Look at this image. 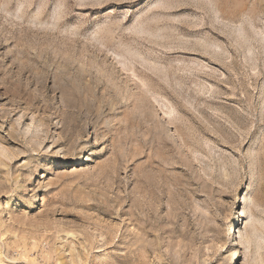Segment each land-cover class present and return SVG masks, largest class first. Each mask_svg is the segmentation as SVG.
<instances>
[{
    "label": "rangeland",
    "instance_id": "374dc122",
    "mask_svg": "<svg viewBox=\"0 0 264 264\" xmlns=\"http://www.w3.org/2000/svg\"><path fill=\"white\" fill-rule=\"evenodd\" d=\"M229 226L264 264V0H0V264H227Z\"/></svg>",
    "mask_w": 264,
    "mask_h": 264
},
{
    "label": "bare ground",
    "instance_id": "6f19581e",
    "mask_svg": "<svg viewBox=\"0 0 264 264\" xmlns=\"http://www.w3.org/2000/svg\"><path fill=\"white\" fill-rule=\"evenodd\" d=\"M86 152V149L84 150ZM84 152H80L78 155H76L73 158V161L71 164H79L82 159L85 158ZM237 218V217H235ZM227 235L229 236V246L226 249V258H227V264H236L237 256H238V240L236 237V227H230L227 230Z\"/></svg>",
    "mask_w": 264,
    "mask_h": 264
}]
</instances>
